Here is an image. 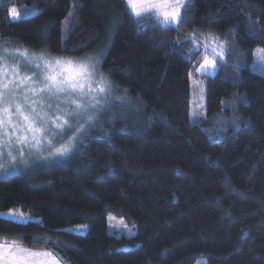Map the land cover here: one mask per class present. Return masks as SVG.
Here are the masks:
<instances>
[{
	"label": "trees",
	"instance_id": "trees-1",
	"mask_svg": "<svg viewBox=\"0 0 264 264\" xmlns=\"http://www.w3.org/2000/svg\"><path fill=\"white\" fill-rule=\"evenodd\" d=\"M22 5L36 13L10 21ZM181 15L163 26L125 0H0V49L100 51L126 112L81 136L70 162L0 180V212L26 217H0V237L64 264H264V75L249 68L264 0H187ZM221 45L215 73L200 74ZM108 215L135 234L108 233Z\"/></svg>",
	"mask_w": 264,
	"mask_h": 264
},
{
	"label": "snow or ice",
	"instance_id": "snow-or-ice-1",
	"mask_svg": "<svg viewBox=\"0 0 264 264\" xmlns=\"http://www.w3.org/2000/svg\"><path fill=\"white\" fill-rule=\"evenodd\" d=\"M184 0H127L136 17H155L161 24L179 23ZM18 18V10H10ZM223 48V46H220ZM223 56V51L215 53ZM215 67L205 58L199 70ZM107 82L97 80L95 65L88 61L30 53L28 49H0V148L6 143L38 147L47 139L51 126L63 131L68 117L81 114L87 106L100 104L98 94L106 93ZM56 103L53 104L52 102ZM74 105L65 115L54 118L49 110ZM92 117H89L91 120ZM48 139V143L51 144ZM71 150L68 144L56 149L58 155ZM0 264H64L54 251L26 248L19 242L0 237Z\"/></svg>",
	"mask_w": 264,
	"mask_h": 264
},
{
	"label": "rangeland",
	"instance_id": "rangeland-1",
	"mask_svg": "<svg viewBox=\"0 0 264 264\" xmlns=\"http://www.w3.org/2000/svg\"><path fill=\"white\" fill-rule=\"evenodd\" d=\"M185 1L186 0H184V2ZM125 2L127 6V0H125ZM11 9L18 10V18H12L10 13ZM128 10L133 15H135L129 8ZM35 13L36 10L33 6H11L8 10V18L10 21H18L20 19L30 17ZM176 24L177 23L161 25L174 26ZM215 47L216 49L212 50L213 54L210 58H207L208 60L215 61L216 59L221 57L216 56L215 53L221 52L222 48L220 46ZM4 48H7L9 50L17 49L10 47H2L1 49ZM34 54L40 53L35 52ZM63 58H70L75 61H88L89 59H91V62L95 65L97 80L102 77L103 80L107 82L106 93L98 94L100 104L96 107L87 106L86 103V107L85 109L81 110L80 115L75 117H68L70 123L65 127L63 131L56 129L54 126H51L50 132L46 133L47 139L42 138V142L38 147H31L30 145H20L15 142V138H13V142L4 144L3 147L0 148V180L7 179L13 174H22L24 176H27V170L31 168L38 167L47 169L51 165L70 162V160L72 159V154L78 149V142L80 141L81 136H84L87 131H91V129L98 123L102 122V120H109L110 118L112 119L113 117L117 116L122 117L126 113L125 107H123L125 105V102L123 103L122 100H119L120 98L115 94L113 85L109 83L108 80H106L100 72V51L92 52L80 58ZM204 62L205 59L200 64L198 72L202 75H213L217 69L216 64L215 67H209L206 71H201L199 69L201 68V65L204 64ZM249 68L253 72L264 75V49H254L252 63L249 65ZM189 85L192 109L191 114L194 115L196 119H199L200 116L203 117L205 115L202 101L203 85L200 81H195L192 79L190 80ZM52 103L55 104L56 102L53 101ZM119 108L122 109L118 110ZM60 109L61 111L57 112L55 107H53L49 110V114L52 115L53 118L56 115H65L67 111L74 110V105L61 104ZM89 117H92V119L89 120ZM48 139L52 141L51 144L48 143ZM65 144H68L71 150L64 155H58L56 153V149ZM0 217L15 222L26 221V217L16 210L0 212ZM106 230L108 233L117 237H131L135 234V229L133 227L128 226L123 220L112 215H108L106 218ZM75 232L83 234L85 232V228L82 226H78L75 228ZM197 264H204V261Z\"/></svg>",
	"mask_w": 264,
	"mask_h": 264
},
{
	"label": "crops",
	"instance_id": "crops-1",
	"mask_svg": "<svg viewBox=\"0 0 264 264\" xmlns=\"http://www.w3.org/2000/svg\"><path fill=\"white\" fill-rule=\"evenodd\" d=\"M186 1H187V0H186ZM186 1H185V2H186ZM185 2H184V3H185ZM130 13H131V12H130ZM131 14H132V13H131ZM132 15H133V14H132ZM134 16H135V15H134Z\"/></svg>",
	"mask_w": 264,
	"mask_h": 264
}]
</instances>
